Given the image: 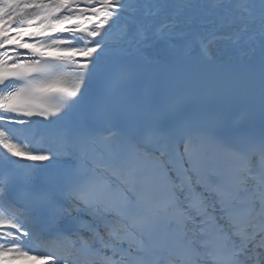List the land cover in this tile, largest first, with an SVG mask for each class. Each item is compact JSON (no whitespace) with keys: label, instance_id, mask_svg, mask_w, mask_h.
Wrapping results in <instances>:
<instances>
[{"label":"snow or ice","instance_id":"6c2138e0","mask_svg":"<svg viewBox=\"0 0 264 264\" xmlns=\"http://www.w3.org/2000/svg\"><path fill=\"white\" fill-rule=\"evenodd\" d=\"M195 7L0 0V264H264V0Z\"/></svg>","mask_w":264,"mask_h":264},{"label":"bare ground","instance_id":"6f19581e","mask_svg":"<svg viewBox=\"0 0 264 264\" xmlns=\"http://www.w3.org/2000/svg\"><path fill=\"white\" fill-rule=\"evenodd\" d=\"M192 5H194V4H192ZM258 54V53H257Z\"/></svg>","mask_w":264,"mask_h":264}]
</instances>
